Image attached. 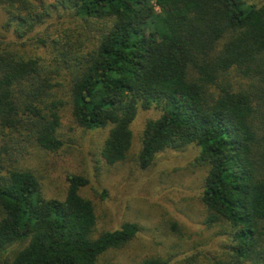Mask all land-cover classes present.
Here are the masks:
<instances>
[{
	"label": "trees",
	"instance_id": "1",
	"mask_svg": "<svg viewBox=\"0 0 264 264\" xmlns=\"http://www.w3.org/2000/svg\"><path fill=\"white\" fill-rule=\"evenodd\" d=\"M152 109L138 165L196 146L203 223L228 238L226 261L188 264H264V0H0V264H103L135 236V222L94 233L87 178L46 197L21 160L62 147L69 110L109 126L101 155L119 163Z\"/></svg>",
	"mask_w": 264,
	"mask_h": 264
},
{
	"label": "rangeland",
	"instance_id": "2",
	"mask_svg": "<svg viewBox=\"0 0 264 264\" xmlns=\"http://www.w3.org/2000/svg\"><path fill=\"white\" fill-rule=\"evenodd\" d=\"M158 114L152 109L138 115L127 158L108 165L101 149L109 126L85 129L67 110L59 131L62 147L56 152L30 147L21 165L37 174L46 197L63 198L70 174L87 178L80 194L95 205V234L117 230L125 222L138 225L135 236L103 253L100 263L140 264L148 258H160L166 264L226 261L227 236L203 223L199 193L204 171L194 162L196 146L166 149L146 168L138 165L141 126Z\"/></svg>",
	"mask_w": 264,
	"mask_h": 264
}]
</instances>
